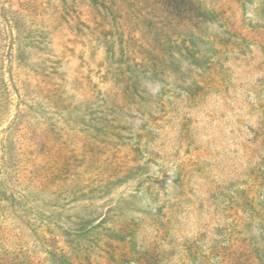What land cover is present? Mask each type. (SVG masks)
I'll list each match as a JSON object with an SVG mask.
<instances>
[{
	"label": "rangeland",
	"instance_id": "rangeland-1",
	"mask_svg": "<svg viewBox=\"0 0 264 264\" xmlns=\"http://www.w3.org/2000/svg\"><path fill=\"white\" fill-rule=\"evenodd\" d=\"M0 264H264V0H0Z\"/></svg>",
	"mask_w": 264,
	"mask_h": 264
}]
</instances>
